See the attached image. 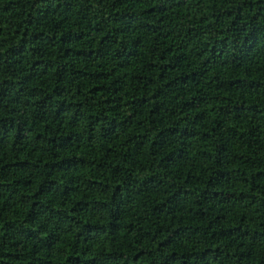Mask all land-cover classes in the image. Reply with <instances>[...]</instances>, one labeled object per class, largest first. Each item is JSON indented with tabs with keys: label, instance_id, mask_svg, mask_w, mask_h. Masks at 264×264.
<instances>
[{
	"label": "trees",
	"instance_id": "1",
	"mask_svg": "<svg viewBox=\"0 0 264 264\" xmlns=\"http://www.w3.org/2000/svg\"><path fill=\"white\" fill-rule=\"evenodd\" d=\"M0 264H264V0H0Z\"/></svg>",
	"mask_w": 264,
	"mask_h": 264
}]
</instances>
